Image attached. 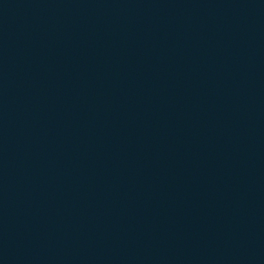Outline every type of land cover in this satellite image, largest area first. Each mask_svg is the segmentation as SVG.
I'll return each instance as SVG.
<instances>
[{
	"label": "water",
	"instance_id": "water-1",
	"mask_svg": "<svg viewBox=\"0 0 264 264\" xmlns=\"http://www.w3.org/2000/svg\"><path fill=\"white\" fill-rule=\"evenodd\" d=\"M0 264H264V0H0Z\"/></svg>",
	"mask_w": 264,
	"mask_h": 264
}]
</instances>
